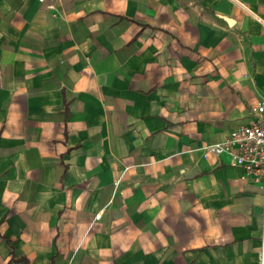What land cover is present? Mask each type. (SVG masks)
I'll use <instances>...</instances> for the list:
<instances>
[{
  "label": "crops",
  "instance_id": "obj_1",
  "mask_svg": "<svg viewBox=\"0 0 264 264\" xmlns=\"http://www.w3.org/2000/svg\"><path fill=\"white\" fill-rule=\"evenodd\" d=\"M263 97L264 0H0V264H264Z\"/></svg>",
  "mask_w": 264,
  "mask_h": 264
},
{
  "label": "built area",
  "instance_id": "obj_2",
  "mask_svg": "<svg viewBox=\"0 0 264 264\" xmlns=\"http://www.w3.org/2000/svg\"><path fill=\"white\" fill-rule=\"evenodd\" d=\"M248 123L229 130L224 139L203 146L212 154L226 153L255 181L264 179V97L252 108Z\"/></svg>",
  "mask_w": 264,
  "mask_h": 264
}]
</instances>
